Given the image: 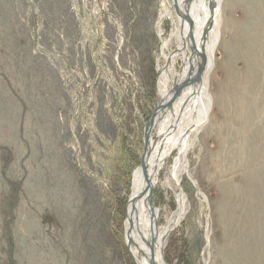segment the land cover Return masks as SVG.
Instances as JSON below:
<instances>
[{
  "label": "rangeland",
  "instance_id": "obj_1",
  "mask_svg": "<svg viewBox=\"0 0 264 264\" xmlns=\"http://www.w3.org/2000/svg\"><path fill=\"white\" fill-rule=\"evenodd\" d=\"M163 2L0 0V264H136L125 221L160 67L190 57ZM221 2L201 129L183 156L180 125L154 179L167 264H264V0Z\"/></svg>",
  "mask_w": 264,
  "mask_h": 264
},
{
  "label": "bare ground",
  "instance_id": "obj_2",
  "mask_svg": "<svg viewBox=\"0 0 264 264\" xmlns=\"http://www.w3.org/2000/svg\"><path fill=\"white\" fill-rule=\"evenodd\" d=\"M180 1L181 4L179 3V10H177L173 8L170 0H164V11L161 18H170L175 21V26L167 41L168 44L170 45L175 36L179 35L181 39L179 49H188L190 57L186 58L185 66L179 70L175 64H170L169 69L166 66L160 67L158 79L159 108L145 128L147 152L144 159L146 167L143 169V174L135 188V194L130 202L129 214L125 221V240L136 264H154V260L158 264H167L159 246L166 232L165 230L155 232V223L152 229L150 228V205L144 192L147 186H154L155 177L171 156L172 149L177 148L180 143L182 136L176 142L181 130L180 125L183 124L186 129L184 132L186 140L181 150L183 156L187 154L189 149L191 133L201 129V120L207 109L205 103L208 100L204 83L213 67L212 53L218 40V30L222 21L221 0H208L206 12L202 6V0ZM179 16L182 18L180 22L178 21ZM205 28L208 29V35L203 38L202 31ZM185 29V34H183ZM190 38L193 40V44L188 42ZM202 53L208 57L206 70L205 68L202 69ZM164 57L169 61L168 56ZM195 58L198 59L199 63L193 69L192 63ZM199 74L202 77L196 81L195 78ZM174 102H176V106ZM191 110L197 114L194 123L190 122ZM155 133L156 137H154ZM133 192L134 182L132 194ZM180 192L183 194L182 191ZM183 213L184 211L181 209L180 217ZM144 232L148 233L149 241L143 239L142 233ZM144 246L148 247L145 252L143 251ZM149 252L155 254L151 257L153 260L150 259Z\"/></svg>",
  "mask_w": 264,
  "mask_h": 264
},
{
  "label": "water",
  "instance_id": "obj_3",
  "mask_svg": "<svg viewBox=\"0 0 264 264\" xmlns=\"http://www.w3.org/2000/svg\"><path fill=\"white\" fill-rule=\"evenodd\" d=\"M202 59H203L202 60V69L205 68V70H206V68L208 66V62H207L208 57H207V55L205 53H202ZM201 77H202V75L199 74V75L196 76L195 80L196 81L200 80ZM156 112H155V114H156ZM155 114H154V116H155ZM154 116L150 120H152L154 118ZM146 152H147V145H146V133H145V153ZM145 153H144V155L142 157V160H141V167L143 169H145V167H146L145 159H144L145 158ZM153 192H154V188L151 187V186H147V188H146V190L144 192V194L147 195V200H148V203H149L151 209H153V207H154V202H153V198H152ZM144 194H141V195H144Z\"/></svg>",
  "mask_w": 264,
  "mask_h": 264
}]
</instances>
